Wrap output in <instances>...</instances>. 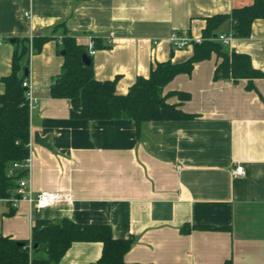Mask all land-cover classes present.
<instances>
[{
	"label": "crops",
	"instance_id": "1",
	"mask_svg": "<svg viewBox=\"0 0 264 264\" xmlns=\"http://www.w3.org/2000/svg\"><path fill=\"white\" fill-rule=\"evenodd\" d=\"M253 2L0 0V94L17 41L49 38L31 55L28 68L36 100L31 188L35 195L73 197L71 205L45 210L24 201L14 208L1 200L0 233L30 242L36 221L69 218L107 224L115 239L134 238L126 264H264V79H215L221 59L213 54L164 89V94H189L187 101L173 96L167 102L194 118L152 121L140 129L125 119L74 120L70 101L51 95L65 61L67 34L87 47L91 38L99 41L92 57L95 79L115 81L124 95L158 63H183L193 55V46L173 48L174 32L201 38L208 18ZM231 31L227 21L216 33ZM227 48L249 55L264 72V19L253 23L250 37L234 38ZM35 133L48 138L51 150L35 143ZM237 165L244 176L233 175ZM102 251L101 243H75L59 264H93Z\"/></svg>",
	"mask_w": 264,
	"mask_h": 264
},
{
	"label": "trees",
	"instance_id": "2",
	"mask_svg": "<svg viewBox=\"0 0 264 264\" xmlns=\"http://www.w3.org/2000/svg\"><path fill=\"white\" fill-rule=\"evenodd\" d=\"M264 19V0H254L250 6L234 9L230 14L216 15L207 19L203 32L205 39L194 44L193 55L183 63L167 61L158 63L148 78L140 77L129 92L120 95L116 82H100L95 79L93 61L84 63L89 55L88 47L77 44L75 38L66 35L62 48L66 52L61 73L55 77L51 95L55 99H67L71 103L74 120H132L138 129L152 121H183L194 116L182 112L176 104L168 103L173 96L187 101L190 95L183 92L164 94L165 87L178 75H190L195 64L216 54L221 62L215 71V79L233 82L264 79V72L256 69L247 54L229 51L219 42L216 31L230 21L234 38L251 36L253 23ZM48 37H34L32 44L27 37L18 40L12 63V72L3 78L5 92L0 94V200L11 199L25 170L14 175L9 170L15 163H22L30 156L31 110L23 75L29 68L32 54L40 51ZM99 41L96 40V48ZM12 206V204H11ZM202 230H219L213 226H200ZM134 238L115 239L107 224H79L69 218L41 219L32 228L31 241L15 240L0 233V264H59L75 243H101V257L93 264H126L125 255L134 245ZM24 243V245H20ZM32 243V254L29 244ZM225 264H232L228 260Z\"/></svg>",
	"mask_w": 264,
	"mask_h": 264
},
{
	"label": "built area",
	"instance_id": "3",
	"mask_svg": "<svg viewBox=\"0 0 264 264\" xmlns=\"http://www.w3.org/2000/svg\"><path fill=\"white\" fill-rule=\"evenodd\" d=\"M27 19H31L32 15L30 12H26L24 15ZM31 41L34 39V35H30L28 37ZM234 39L232 32L229 34H221L217 38V40L224 45L228 46V44ZM205 39L203 37L201 38H195L191 36V34L188 31L184 32H174L170 37V42L173 46V48L177 51L186 49L190 46H194V44H200ZM108 43L111 44V40H108ZM88 52L91 57H93L96 52V40L94 38L90 39L89 45H88ZM23 87L27 89V98L29 101L30 110L35 108L36 100L33 99L32 93H31V83L28 79H25L23 82ZM31 166H32V158L31 155L22 163H15L13 167L9 170L10 175H14V173L17 170H25L26 171V177L21 179L18 183V187L15 190V195L6 201H8L14 208L18 207L19 202L24 201L30 204L31 206H35L39 210H45L48 208H51L53 206H56L58 204H68L71 205L73 203V197L68 192H49L44 191L40 192L38 194H34L32 188H31ZM233 175L235 177H242L245 175V169L242 165H237L233 169ZM1 201V200H0ZM29 250L32 254L33 246L32 243L29 244Z\"/></svg>",
	"mask_w": 264,
	"mask_h": 264
},
{
	"label": "water",
	"instance_id": "4",
	"mask_svg": "<svg viewBox=\"0 0 264 264\" xmlns=\"http://www.w3.org/2000/svg\"><path fill=\"white\" fill-rule=\"evenodd\" d=\"M63 54H65V52H63ZM84 63L87 64V65H90L92 60L91 58H89V56L87 55H84V59H83ZM29 74V70L26 69L25 70V76H28ZM34 141L36 144H39L49 150H51V146L50 144L48 143V138L47 137H42L39 133H35L34 135ZM20 245H24V243H20Z\"/></svg>",
	"mask_w": 264,
	"mask_h": 264
}]
</instances>
